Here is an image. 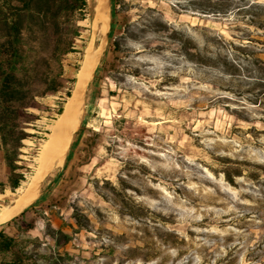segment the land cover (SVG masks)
<instances>
[{
  "label": "rangeland",
  "instance_id": "1",
  "mask_svg": "<svg viewBox=\"0 0 264 264\" xmlns=\"http://www.w3.org/2000/svg\"><path fill=\"white\" fill-rule=\"evenodd\" d=\"M98 1L68 23L79 38L62 59L67 91L89 51L105 39L100 61L107 51ZM115 2L133 37L120 40L125 68L102 82L91 114L90 81L68 150L84 123L101 135L63 212L88 219L68 249L81 257L73 264H264V0ZM66 90L31 111L37 129L26 130L14 191L0 153V226L38 170Z\"/></svg>",
  "mask_w": 264,
  "mask_h": 264
},
{
  "label": "trees",
  "instance_id": "2",
  "mask_svg": "<svg viewBox=\"0 0 264 264\" xmlns=\"http://www.w3.org/2000/svg\"><path fill=\"white\" fill-rule=\"evenodd\" d=\"M110 3L108 48L88 90L90 114L102 99V82L117 83L115 77L125 68L128 52L120 40L133 37L131 16L115 0ZM84 7L85 0H0V153L13 191L26 179L20 156L22 142L31 138L26 130L37 129L31 111L38 100L60 96L66 90L62 59L71 54L73 42L79 38L69 24ZM73 91L66 92L68 99ZM100 138L95 128L84 123L74 136L64 167L42 184L40 196L30 206L0 226V264H73L81 260L68 249L88 228V219L75 208L68 219L63 212L81 168L93 161Z\"/></svg>",
  "mask_w": 264,
  "mask_h": 264
},
{
  "label": "bare ground",
  "instance_id": "3",
  "mask_svg": "<svg viewBox=\"0 0 264 264\" xmlns=\"http://www.w3.org/2000/svg\"><path fill=\"white\" fill-rule=\"evenodd\" d=\"M110 2L109 0H99L97 6L96 21L99 24L100 33L105 37L110 31ZM107 46V39L103 42L99 51H89L72 96L69 98L65 111L55 122L48 135L41 154L38 170L33 177L29 187L25 191L17 206L10 215L5 214L4 220L11 221L20 214L37 197L41 184L45 181L49 173L57 166H61L66 159L71 146L73 134L79 128L81 110L85 105L86 92L90 81L93 79L98 68L103 51Z\"/></svg>",
  "mask_w": 264,
  "mask_h": 264
}]
</instances>
